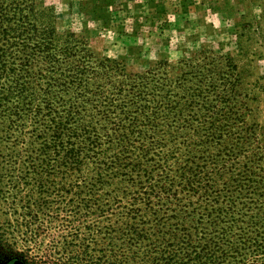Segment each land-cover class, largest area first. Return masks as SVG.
I'll list each match as a JSON object with an SVG mask.
<instances>
[{
	"label": "rangeland",
	"instance_id": "1",
	"mask_svg": "<svg viewBox=\"0 0 264 264\" xmlns=\"http://www.w3.org/2000/svg\"><path fill=\"white\" fill-rule=\"evenodd\" d=\"M1 12L8 15H0L1 31L5 18L15 23L22 16L23 34H72L64 46L74 56L86 49L131 74L159 61L178 70L200 51L215 70L224 68V57L233 59L238 89L232 125L221 133L233 150L221 158L232 160L216 162L214 143L205 159L194 160L202 174L220 167L213 186L237 198L234 211L241 206L242 213L237 222L234 215L223 219L230 227L222 236L223 221L213 212L200 215L194 190L172 197L181 188L174 181L141 196L128 182L127 163L117 166L108 153L95 152L100 130L95 139L85 134L82 150L69 157L72 142L57 141L54 150L49 117L26 115L13 96L0 106V264H174L187 257L185 264H194L198 241L207 242L218 264H264V0H2ZM8 37L0 40L1 70L9 72L8 60H16L19 78L20 36ZM0 81L5 98L13 81Z\"/></svg>",
	"mask_w": 264,
	"mask_h": 264
},
{
	"label": "trees",
	"instance_id": "2",
	"mask_svg": "<svg viewBox=\"0 0 264 264\" xmlns=\"http://www.w3.org/2000/svg\"><path fill=\"white\" fill-rule=\"evenodd\" d=\"M1 7L2 0L0 15L8 16L1 12ZM4 20L7 21L3 22L2 31L0 24V40L8 39L11 33L20 36L16 47L23 56L18 58L21 76L17 78L16 60H8L9 74L7 69L1 70L6 60L5 54L0 53V80L7 76L13 81L12 89L5 93L7 96L0 97V106L3 99L16 96L26 115L30 112L34 117L39 113L47 115L55 126L51 130L55 134L51 138L55 143L53 149L59 145L57 141L72 142L70 148L66 147L69 157L74 156L73 151L82 150L80 143L86 141L85 134L95 139L100 130L103 142L95 152L108 153L109 161L117 166L127 163L131 170L128 182L132 187L138 185L141 196L156 187L171 189L175 181L181 188L173 189L168 195L176 197L177 193L194 190L197 194L192 197L197 195L200 215L213 212L215 221L222 222L228 215H234V222L240 220L241 206L238 212L234 211L237 198L224 194V186H213L220 167L215 175L202 174L200 162L194 160L205 159L212 143L215 149L212 158L216 162L223 161L222 165L226 166V162L232 160L233 156L221 158L224 151L226 155L233 153L231 146L226 147L222 142L221 133L232 125L229 122L238 89L234 77L237 66L233 59L224 57V68L215 70L213 65L205 64V53L200 51L184 61L178 70L173 64L159 61L142 73L131 74L113 60L95 57L86 49L79 57L74 56L64 46L72 39V34L57 36L52 28L43 35L23 34L25 20L22 16L15 23ZM32 65L35 72L30 69ZM35 76H42L44 80L38 81ZM32 83L38 84L37 87ZM75 126L83 129L75 130ZM188 126H201V130ZM79 132L83 134L80 136ZM60 146L62 149L61 143ZM241 185V180L234 183L236 187ZM198 186H202V190H196ZM224 224L223 221L222 236L227 235L230 227ZM198 243L199 250L190 257L191 261L218 264L215 253L206 249L207 242ZM186 260L181 258L174 264H185Z\"/></svg>",
	"mask_w": 264,
	"mask_h": 264
}]
</instances>
